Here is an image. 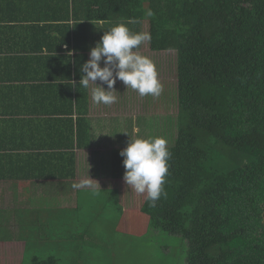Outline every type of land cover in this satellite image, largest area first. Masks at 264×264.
I'll return each instance as SVG.
<instances>
[{"label": "trees", "instance_id": "obj_1", "mask_svg": "<svg viewBox=\"0 0 264 264\" xmlns=\"http://www.w3.org/2000/svg\"><path fill=\"white\" fill-rule=\"evenodd\" d=\"M144 23L152 51L175 52L177 106L162 194L140 205L147 229L181 236L183 264H264V0H58V64L69 71L58 78L74 80L59 83L77 132L91 102L79 85L86 53L110 27L141 33ZM120 150L110 152L114 178L125 172ZM81 236L76 253L95 243Z\"/></svg>", "mask_w": 264, "mask_h": 264}, {"label": "crops", "instance_id": "obj_2", "mask_svg": "<svg viewBox=\"0 0 264 264\" xmlns=\"http://www.w3.org/2000/svg\"><path fill=\"white\" fill-rule=\"evenodd\" d=\"M141 33H147L145 23ZM68 73L58 64V0H0V264H29L33 256L42 257L44 245L69 226L68 218L58 224L61 214L71 217L82 205L80 195L102 185L120 189L124 182L96 165L98 153L110 152L104 139L121 142L120 149L127 145L124 114H106L90 92L78 133L69 88L59 83L74 84L60 79ZM122 83L116 80V92ZM110 131L115 137L108 136ZM49 249L55 254L71 247L56 240Z\"/></svg>", "mask_w": 264, "mask_h": 264}, {"label": "rangeland", "instance_id": "obj_3", "mask_svg": "<svg viewBox=\"0 0 264 264\" xmlns=\"http://www.w3.org/2000/svg\"><path fill=\"white\" fill-rule=\"evenodd\" d=\"M145 28L147 29L146 25ZM138 51L149 57L156 66L158 79L163 86L160 96L141 97L136 91L126 89L122 83L119 84V88L124 92L114 93L118 97L117 102L109 106L104 105L102 110L108 115L124 114L126 128L125 133L121 132L126 144L129 139L137 137L144 139L161 137L167 141V145H170L177 130L175 52L151 51L148 48V41L141 44ZM100 66L103 67V61L100 62ZM124 121L121 125H124ZM121 125L119 122L116 127ZM99 135L100 133H97V136ZM111 135L115 137L112 131L108 136ZM103 146L105 150L110 149V152L112 149L123 147L119 141L112 142L105 139ZM110 152L105 151L103 155L98 153L96 159L99 163L96 165L100 170L110 169ZM119 188L117 185H102L100 189L80 195L82 205L78 211L71 217H68V212H63L60 216L61 220L58 224L68 218L69 226L58 229L57 238L45 244L44 250L39 254L42 257L53 254L50 252V245L58 240L60 245L71 247L70 251L63 250L53 254L57 258L60 256V264H75L77 259L75 255L83 258L79 264H183L186 243L181 236L147 229L148 216L140 209L145 196L129 189L125 182L121 183ZM116 201L122 206L121 219L114 206ZM79 215L82 217L81 221ZM3 220L1 216L0 235L3 234L1 228ZM67 232L72 233L71 239H68ZM83 234L87 236V240L92 236L91 239L95 243L83 249V254H78L73 243L80 244L82 241L80 237Z\"/></svg>", "mask_w": 264, "mask_h": 264}, {"label": "clouds", "instance_id": "obj_4", "mask_svg": "<svg viewBox=\"0 0 264 264\" xmlns=\"http://www.w3.org/2000/svg\"><path fill=\"white\" fill-rule=\"evenodd\" d=\"M151 15V12L148 13ZM147 33H133L125 24H117L106 30L100 40L90 49L89 59L81 66L79 85L91 89L92 101L96 104L112 105L118 97L114 95V84L120 80L136 91L139 96L159 97L163 86L158 79L156 66L138 49L149 41ZM103 61V67L100 62ZM107 85V90L96 83ZM125 169L123 180L127 187L145 196L154 206L162 194V187L168 172L169 151L167 141L161 137L129 139L120 150Z\"/></svg>", "mask_w": 264, "mask_h": 264}]
</instances>
